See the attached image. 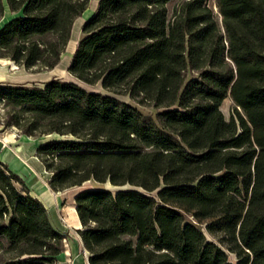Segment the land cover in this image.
I'll return each instance as SVG.
<instances>
[{
    "label": "trees",
    "instance_id": "1",
    "mask_svg": "<svg viewBox=\"0 0 264 264\" xmlns=\"http://www.w3.org/2000/svg\"><path fill=\"white\" fill-rule=\"evenodd\" d=\"M89 1L0 0V57L53 68ZM214 3L98 0L67 70L100 91L0 82L2 127L80 187L88 264H264V0ZM64 238L0 162V264H56Z\"/></svg>",
    "mask_w": 264,
    "mask_h": 264
},
{
    "label": "rangeland",
    "instance_id": "2",
    "mask_svg": "<svg viewBox=\"0 0 264 264\" xmlns=\"http://www.w3.org/2000/svg\"><path fill=\"white\" fill-rule=\"evenodd\" d=\"M175 2V1H174ZM169 4V8L172 7L173 3ZM98 0H90L87 9L78 17L73 23L70 40L64 50V53L53 68H47L41 66L40 64L31 68H25L22 65H18L9 58H1L0 57V82L11 83V84H24V85H37L41 86L45 82L53 79L59 78L62 80H70L74 82H78L89 90L100 91L101 88L98 85L95 86H87L81 82H79L76 78H74L67 70L68 64L71 59V55L73 54L76 45L79 39L83 36L82 26L87 18H89L93 12L97 9ZM208 6L211 10L216 13V7L214 0H208ZM11 16L12 13L8 11L5 13V17ZM2 22V18H0V24ZM122 100L128 101L135 107H137L142 113L146 115H150L155 118L157 110L149 103L145 102L143 104H139L127 96H119ZM234 108L233 101L227 97L225 98L221 105L220 110L225 119H229L232 115ZM6 109L3 107L2 102H0V130H13L17 131V134L23 135L19 130L15 127H11L8 129H4L2 127L3 120L6 119ZM49 137V136H47ZM31 138V137H30ZM39 143V142H38ZM47 171V170H46ZM50 175V172L47 171ZM50 187V186H49ZM51 189V188H50ZM80 189V187H70L62 190H52L54 199L53 206H55V210L57 211L56 215L50 217L52 224L56 227V221L59 224V230L64 234L65 238L63 239V251L59 256L56 264H88L87 262V252L83 248L81 240L76 232V227L79 225L76 224V219L74 217V200L73 197L75 193ZM56 219V221H55ZM190 219V218H189ZM192 221V220H191ZM198 227L203 229V226L192 221ZM210 238V235H207ZM229 258L232 262H235V256L233 254L229 255Z\"/></svg>",
    "mask_w": 264,
    "mask_h": 264
},
{
    "label": "crops",
    "instance_id": "3",
    "mask_svg": "<svg viewBox=\"0 0 264 264\" xmlns=\"http://www.w3.org/2000/svg\"><path fill=\"white\" fill-rule=\"evenodd\" d=\"M38 142L39 140L34 137L17 134L16 130H0V162L24 181L30 194L46 208L53 228L59 230L56 219V227L50 220V217H54L57 211L53 206L54 196L49 187L50 175L36 154ZM75 212L74 208L75 221L79 225L76 227L77 230L81 228V223Z\"/></svg>",
    "mask_w": 264,
    "mask_h": 264
},
{
    "label": "bare ground",
    "instance_id": "4",
    "mask_svg": "<svg viewBox=\"0 0 264 264\" xmlns=\"http://www.w3.org/2000/svg\"><path fill=\"white\" fill-rule=\"evenodd\" d=\"M76 213V212H75Z\"/></svg>",
    "mask_w": 264,
    "mask_h": 264
}]
</instances>
